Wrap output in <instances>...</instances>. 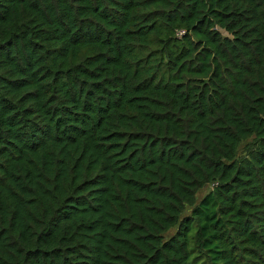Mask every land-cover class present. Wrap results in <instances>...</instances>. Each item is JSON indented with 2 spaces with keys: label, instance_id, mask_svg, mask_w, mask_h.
<instances>
[{
  "label": "trees",
  "instance_id": "1",
  "mask_svg": "<svg viewBox=\"0 0 264 264\" xmlns=\"http://www.w3.org/2000/svg\"><path fill=\"white\" fill-rule=\"evenodd\" d=\"M0 264H264V0H0Z\"/></svg>",
  "mask_w": 264,
  "mask_h": 264
},
{
  "label": "rangeland",
  "instance_id": "2",
  "mask_svg": "<svg viewBox=\"0 0 264 264\" xmlns=\"http://www.w3.org/2000/svg\"><path fill=\"white\" fill-rule=\"evenodd\" d=\"M209 190H211V187L210 186H207V187H204L202 188L199 192H198V201H200L205 195L206 193L209 192ZM176 228L170 230L166 236L170 235V234H173L175 232Z\"/></svg>",
  "mask_w": 264,
  "mask_h": 264
}]
</instances>
